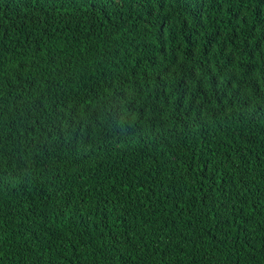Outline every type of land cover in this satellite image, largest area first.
Returning <instances> with one entry per match:
<instances>
[{
	"label": "trees",
	"instance_id": "1",
	"mask_svg": "<svg viewBox=\"0 0 264 264\" xmlns=\"http://www.w3.org/2000/svg\"><path fill=\"white\" fill-rule=\"evenodd\" d=\"M0 264H264V0H0Z\"/></svg>",
	"mask_w": 264,
	"mask_h": 264
}]
</instances>
